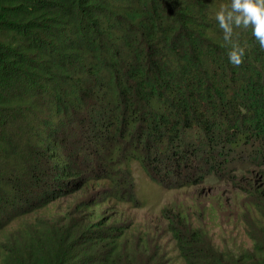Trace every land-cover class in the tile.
Masks as SVG:
<instances>
[{"label": "trees", "instance_id": "16d2710c", "mask_svg": "<svg viewBox=\"0 0 264 264\" xmlns=\"http://www.w3.org/2000/svg\"><path fill=\"white\" fill-rule=\"evenodd\" d=\"M228 3L0 0V264H264V50L235 29L231 65ZM133 161L167 189L232 185L246 240L169 206L136 224Z\"/></svg>", "mask_w": 264, "mask_h": 264}, {"label": "rangeland", "instance_id": "374dc122", "mask_svg": "<svg viewBox=\"0 0 264 264\" xmlns=\"http://www.w3.org/2000/svg\"><path fill=\"white\" fill-rule=\"evenodd\" d=\"M131 168L135 180V191L142 202V206L128 209L130 218L136 224L156 226L159 224L161 210L169 206L174 213H177V210L184 213L189 209L193 223L204 225L209 231L211 241L221 244L222 248L230 246L233 241L242 243L246 240L240 231L243 225L237 212V206L230 199L231 190H233L232 185H225L224 181H220L211 175L204 183L196 187L167 189L160 183L153 181L138 162L133 161ZM262 175L261 172L253 171L247 173V178L257 184L261 182ZM245 182L247 180L243 184ZM217 195H220L223 199V204L220 203V206L215 203L212 204L210 201ZM262 198L260 196L259 200L261 201ZM261 202L264 203V201ZM201 205H204L203 208H207L204 216L200 211ZM216 208H218V211ZM212 209H215V211L212 212ZM21 222L22 219L13 221L8 225V229L17 228ZM163 238V246L168 251L175 253L177 248L170 233H165ZM4 239L6 238L4 237Z\"/></svg>", "mask_w": 264, "mask_h": 264}, {"label": "clouds", "instance_id": "9594fccd", "mask_svg": "<svg viewBox=\"0 0 264 264\" xmlns=\"http://www.w3.org/2000/svg\"><path fill=\"white\" fill-rule=\"evenodd\" d=\"M215 20L223 32V40L230 46L228 59L234 67H240L246 56V45L241 46L234 36L235 29H251L252 36L258 41L260 49L264 50V0H230L221 4L215 13Z\"/></svg>", "mask_w": 264, "mask_h": 264}]
</instances>
